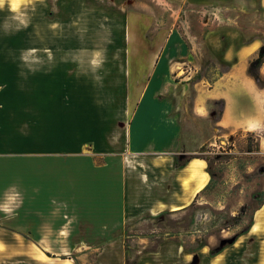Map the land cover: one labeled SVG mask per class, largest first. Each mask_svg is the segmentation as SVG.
Instances as JSON below:
<instances>
[{"label":"rangeland","instance_id":"1","mask_svg":"<svg viewBox=\"0 0 264 264\" xmlns=\"http://www.w3.org/2000/svg\"><path fill=\"white\" fill-rule=\"evenodd\" d=\"M163 4L24 0L19 12L27 26L12 19L17 13L7 3L0 9L1 203L11 180L22 199L11 216L0 212V264H264V219L256 220L264 203V131L218 128L219 102L209 103V118L198 117L194 90L173 91L171 100L184 127L185 154L177 164L188 156L207 164L210 184L201 197L186 209L126 225L120 234L104 236L101 224L83 217L94 211L89 169L105 158L95 150L121 160L127 124L149 82V76L130 81L128 58L139 55L147 64L156 57L151 46L169 38V20L184 40L188 25L195 31L203 20L220 23L209 11L176 13ZM129 19L139 21L134 37ZM207 60L191 81L223 70ZM169 82L163 91L179 83ZM43 172L48 200L28 199L27 187L37 195Z\"/></svg>","mask_w":264,"mask_h":264},{"label":"crops","instance_id":"2","mask_svg":"<svg viewBox=\"0 0 264 264\" xmlns=\"http://www.w3.org/2000/svg\"><path fill=\"white\" fill-rule=\"evenodd\" d=\"M162 1L164 6L176 9V13L181 9L203 14L209 11L220 23L203 20L195 31L188 25L184 40L178 23L169 20L173 26L171 34L151 46L158 53L148 65L139 55L128 58L125 70L130 81L149 76V82L127 124L124 150L127 154L123 152L119 155L121 160H112L107 151L95 150L97 154H105L104 162L97 169H89L94 211L83 217L101 224L104 236L120 234L126 225L143 218L186 209L201 197L209 184L205 160L188 156L182 166L176 167L177 158L185 154L182 150L184 127L180 106L171 100V92L180 88L194 90L192 109L205 120L210 115L209 103H221V114L215 123L220 129L264 131V85L258 86L248 74L249 61L256 59L264 47V0ZM152 10L162 24L158 20L161 10L157 5ZM131 13L140 17L145 14ZM243 17H250L248 23H242ZM137 22L127 21V30L133 37L135 26H139ZM207 57L223 70L213 71L211 80L205 76L191 81L207 64ZM259 73L264 81V62ZM172 80L179 83L166 86L167 92L163 91ZM154 92L160 94L157 100ZM45 176L43 172L37 195H33V188L27 187L28 199L48 200L49 181ZM59 176L64 177L65 172ZM62 182L65 179L59 178L58 184ZM9 185L17 188L18 182L11 180ZM3 190L0 167V203Z\"/></svg>","mask_w":264,"mask_h":264},{"label":"clouds","instance_id":"3","mask_svg":"<svg viewBox=\"0 0 264 264\" xmlns=\"http://www.w3.org/2000/svg\"><path fill=\"white\" fill-rule=\"evenodd\" d=\"M24 2V0H0V9L4 7V5L7 3L9 5V10L13 13H17V15H14L12 19L14 21H18L20 25L27 26V19L25 18L23 13L19 12V9L21 7V4ZM30 2V0H28ZM100 54L97 53V56ZM94 65H97V61H93ZM22 203V199L20 194L17 192L16 188L13 186L9 189L8 194L5 197V200L3 203H0V212L5 213L8 216H11L14 211L20 207Z\"/></svg>","mask_w":264,"mask_h":264},{"label":"trees","instance_id":"4","mask_svg":"<svg viewBox=\"0 0 264 264\" xmlns=\"http://www.w3.org/2000/svg\"><path fill=\"white\" fill-rule=\"evenodd\" d=\"M263 62H264V47L260 49L258 57L256 59L249 61V67H248L249 76L254 80V82L258 86L264 85V81L262 80L260 73H259V69L262 66ZM179 166H182V165H179V164L176 165V167H179ZM209 184L205 187V189L209 186Z\"/></svg>","mask_w":264,"mask_h":264},{"label":"bare ground","instance_id":"5","mask_svg":"<svg viewBox=\"0 0 264 264\" xmlns=\"http://www.w3.org/2000/svg\"><path fill=\"white\" fill-rule=\"evenodd\" d=\"M264 219V207L258 212V214L256 215V220H262ZM257 227V224H255L252 228V230H255V228Z\"/></svg>","mask_w":264,"mask_h":264}]
</instances>
